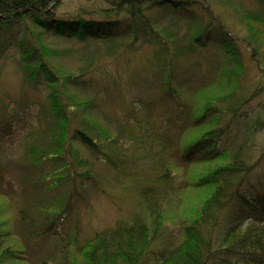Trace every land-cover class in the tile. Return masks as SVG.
Listing matches in <instances>:
<instances>
[{"label":"trees","instance_id":"16d2710c","mask_svg":"<svg viewBox=\"0 0 264 264\" xmlns=\"http://www.w3.org/2000/svg\"><path fill=\"white\" fill-rule=\"evenodd\" d=\"M63 1L0 0V60L6 57V50L13 41L14 26L22 23L25 37L21 41L20 63L24 79L35 88L43 82L49 87L48 107L39 100L36 102L37 99L32 101L26 98L19 102L22 110L34 102L40 106L38 136L26 148L27 154L33 158L24 164L27 167L20 173L28 185L29 195L43 199L36 202L45 204L42 209L46 214L40 218L44 234L57 227L61 218L69 212L70 207L67 205L72 196L79 193L75 185L67 199L49 197L54 203H45L47 198H43L48 197L61 180L64 182L59 175H53L59 168L72 171L76 165H87L88 162L81 158L80 151L75 147L76 142L86 146L95 155L103 156L114 170H120L125 154L140 147L137 144L140 141L134 139L131 121L122 126L121 132L114 133L108 126H100L90 118L98 103L86 94L88 88L100 82L105 93L122 99L120 92L111 91L108 82L102 78L96 82L94 71L91 75L85 71L77 75L50 64L47 60L57 52L40 42L44 34L76 39L87 44L107 42L115 46L133 47V41L140 34L152 36L156 32L149 18L150 13H168L179 19H188L193 26L190 29L189 39L192 42L189 49L184 53H175L168 62L159 55L156 68L165 69L166 63L169 65L162 83L158 84L159 87L141 90L137 101L128 107L127 112L140 116L135 125L149 131L151 145L153 142L161 145L166 134L179 136L182 140L187 135L182 137V132L190 125L195 134L187 138L188 134L184 144L178 143L175 147L170 144L168 148L156 151L158 158L153 162L154 173L147 177L138 197L139 207H143V210L133 212L129 221L97 232L83 243L76 239L62 258L52 260L45 256L38 264H264V184L245 187L255 166L248 164L245 158L246 141L232 151L234 144L230 139L241 123L243 108L255 99L259 88L247 97L241 91L244 65L234 48L227 49L233 54V67L221 68L216 84L206 83L208 88L198 89L187 100L180 97L172 84L177 74L174 72L176 68L191 66L197 69L201 66L189 62L190 57L198 56V34L201 29L212 36L221 27L220 19L210 17L209 21L197 14L203 10L211 13V8L207 7L209 0H106V8L99 7L94 0H85L95 5L97 11L93 7L82 6L74 16L61 17L58 16V9ZM260 16V13L247 11L242 20L245 24ZM252 32L255 35V31ZM254 35L252 37H256ZM128 38L130 41L125 43L124 39ZM214 42L222 46L220 41H213V45ZM254 55L257 52L254 51ZM210 73L209 69L207 75H199L208 77ZM141 74L144 77L151 73L143 68ZM131 77L133 79V71ZM184 78L195 80L198 75ZM159 96L165 105L169 102L173 105L168 118L169 125L164 132L149 128V117L145 114L163 106ZM189 116L193 123L187 122ZM259 118L251 125H246V129L254 128V133L259 131V127L264 124V120ZM0 119L1 137V131L10 120L4 117ZM164 124L162 121L161 125ZM246 135L248 137V133ZM179 153L187 169L193 168L195 177L189 182L183 177V183L177 185L170 166L175 165L173 159ZM80 175L84 182L93 179L95 186L102 189L94 166L90 168L88 165ZM189 188L200 192L203 199L199 205L198 202L191 205L187 199L184 202L181 193L187 192ZM178 207H184L182 213ZM170 224L176 225L174 230L178 232L179 238L175 245L168 239L166 245L169 246L160 253L162 258L153 259L150 257L153 247L161 245L164 240L162 235L166 233L164 229ZM20 252L12 246L5 247L0 250V264L20 261Z\"/></svg>","mask_w":264,"mask_h":264},{"label":"rangeland","instance_id":"374dc122","mask_svg":"<svg viewBox=\"0 0 264 264\" xmlns=\"http://www.w3.org/2000/svg\"><path fill=\"white\" fill-rule=\"evenodd\" d=\"M95 1L99 7H107L106 0L93 2ZM82 6L93 7L97 11L95 5L90 4L89 1L64 0L58 9V16H74ZM207 7L211 8L210 14L204 10L197 14H201L200 17L209 21L210 17H215V20L220 19L221 27L218 33L212 36L210 32L201 29L198 34V56L189 58V62L199 63L201 66L197 69L191 66L176 68L174 72L177 74L172 84L180 97L185 100L194 95L198 89L216 84L219 82L221 68L233 67L231 61L233 54L227 49H235L244 65L240 80L241 91L246 97L252 95L257 88L260 92L256 93L255 99L243 108L242 116H240L241 123L230 137L232 145L234 144L231 150L234 151L237 146L246 141L244 143V147H247L245 158L248 164L255 166V169L245 187H250L252 184L259 187L264 184V124L256 133L254 128L247 130L245 126L251 125L259 117V120H264V0H209ZM247 11L260 13L261 16L259 19L252 18L244 24L242 16ZM161 15L150 13L149 18L156 32L152 36L140 34L139 38L133 41V47L115 46L107 42L87 44L78 42L76 39L59 38L53 34L42 36L40 42L57 52L47 60L50 64L64 72L73 71L77 75L83 71L91 75L94 71L96 82L98 78H102L108 82L111 91L117 90L122 95L121 99L113 94L105 93L100 82L88 88L86 94L95 98L98 103L97 108L92 111L91 120L101 124L100 126H108L114 133L121 132L122 126L131 121L134 139L140 141L137 143L140 146L136 148L137 150L125 154L120 170L111 169L103 156L95 155L86 146L76 142L75 147L80 151L81 158L88 162L87 165H76L72 171L59 168L53 175H59L64 182L61 180L62 183L60 182L48 197L42 196L47 198L45 203H54L49 197L67 199L75 185L79 193L72 196L67 205L70 207L69 212L61 218L57 227L49 232L46 231L45 234L42 231V220H40L46 214V211L42 209L45 204L36 202L43 199L29 195L28 185L20 173L27 167L24 164H28L33 158L27 154L26 148L37 139L40 106L34 102L26 110H22L19 102L26 98L32 101L37 99L36 102L39 100L48 107L49 87L43 82L35 88L25 81L20 63L21 41L25 37V28L22 23L14 26L13 41L6 50V57L0 60V99L2 100L0 118L7 117L10 120L1 131L0 137V250L8 246L21 250L19 253L21 260L11 263L38 264L45 256L52 260L60 259L76 239L83 243L85 239L93 237L97 232L114 228L119 222L129 221L133 212L143 210V207H139L138 197L147 177L154 173L153 162L158 158L156 151L168 148L170 144L174 147L178 143L184 144L188 134L190 135L187 138L194 136V129H191L192 125H190L185 132H182V137L187 134L182 140L179 136L166 134L161 145L154 142L151 145L149 131L143 129V126L135 125L140 116H134V112L133 114L127 112L128 107L137 101L141 90H147L148 87L156 88L162 83L165 70L169 68V65L166 63L165 69L159 66L156 68L159 64L157 61L159 55L168 62L175 53L187 51L192 42L189 36L193 26L188 19H179L168 13ZM250 30L255 31L256 37H252L254 34ZM158 33L161 34L157 35ZM124 40L128 43L130 38ZM213 41H220L222 46L218 42H214L213 45ZM254 51L257 55H254ZM93 53L96 54L93 55ZM143 68H147L151 74L143 77L141 74ZM209 69L211 75L203 76L209 73ZM131 71H133V79ZM197 75L198 78L195 80L184 78V76L196 77ZM182 79L185 81L180 84L179 81ZM203 84L206 85L203 86ZM158 98L162 102L161 96ZM162 105L145 114L149 117L147 124L149 128L164 132L169 125L168 118L173 105L172 102L167 105L162 102ZM186 120L188 123H193L190 116ZM162 121L165 123L163 126ZM173 160L175 165H171L170 169L174 174L175 184L183 183V177L188 182L195 177V171L192 167L187 169L181 160L180 153ZM88 165L90 168L94 166L97 170L102 189L95 186L93 179L84 182V179L80 177ZM183 173L185 175H182ZM57 179L58 177L55 178ZM181 196L184 202L187 199L191 205L197 202L199 205L203 199L200 192H194L190 188L187 192H182ZM166 202L163 204L165 205ZM180 208L178 207V211L182 213L184 207ZM175 227L176 225L170 224L164 229L168 235L164 232L161 245L157 244L153 247L156 253L153 259L162 258L160 253L164 247L169 246V244L166 245L168 239L175 245L179 238L178 232L174 230Z\"/></svg>","mask_w":264,"mask_h":264},{"label":"bare ground","instance_id":"6f19581e","mask_svg":"<svg viewBox=\"0 0 264 264\" xmlns=\"http://www.w3.org/2000/svg\"><path fill=\"white\" fill-rule=\"evenodd\" d=\"M154 255L156 256V253L153 251L150 257H155Z\"/></svg>","mask_w":264,"mask_h":264}]
</instances>
